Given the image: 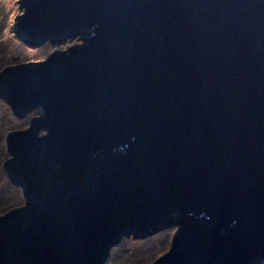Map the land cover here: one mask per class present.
Instances as JSON below:
<instances>
[{"label": "water", "instance_id": "water-1", "mask_svg": "<svg viewBox=\"0 0 264 264\" xmlns=\"http://www.w3.org/2000/svg\"><path fill=\"white\" fill-rule=\"evenodd\" d=\"M14 1L0 264H264V0Z\"/></svg>", "mask_w": 264, "mask_h": 264}, {"label": "rangeland", "instance_id": "rangeland-1", "mask_svg": "<svg viewBox=\"0 0 264 264\" xmlns=\"http://www.w3.org/2000/svg\"><path fill=\"white\" fill-rule=\"evenodd\" d=\"M15 21V1L0 0V72L13 64H25V62L36 59L45 52L47 47L46 43L37 47L24 44L15 34ZM18 205L12 193L0 186V215L7 213L10 209L18 208ZM166 247V237L158 233L146 238L140 244L118 245L104 264H150ZM136 251H139L140 255L144 252L146 256H138L136 261L133 258L129 260L130 255L136 254Z\"/></svg>", "mask_w": 264, "mask_h": 264}, {"label": "bare ground", "instance_id": "bare-ground-1", "mask_svg": "<svg viewBox=\"0 0 264 264\" xmlns=\"http://www.w3.org/2000/svg\"><path fill=\"white\" fill-rule=\"evenodd\" d=\"M13 65H16V64H13ZM134 253H135V251H134ZM126 254H124V256H125ZM123 255H121V257H124ZM138 256H143V257H145L146 256V253H144V252H142L141 253V255H140V252L139 251H136V254H131L130 255V257H129V260H132V258L133 259H135V261L137 260V258H138ZM125 260H127V259H125ZM134 261V262H135ZM133 264V263H132Z\"/></svg>", "mask_w": 264, "mask_h": 264}]
</instances>
